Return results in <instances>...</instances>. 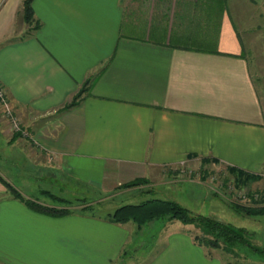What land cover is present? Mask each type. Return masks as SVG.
I'll return each mask as SVG.
<instances>
[{
    "label": "crops",
    "instance_id": "crops-1",
    "mask_svg": "<svg viewBox=\"0 0 264 264\" xmlns=\"http://www.w3.org/2000/svg\"><path fill=\"white\" fill-rule=\"evenodd\" d=\"M229 3L33 0L32 28L24 0H0V86L31 133L13 136L0 103V174L15 185L5 163L20 156L42 192L63 179L113 197L137 178L166 188L173 168L204 160L262 180L264 105ZM74 207L35 211L0 181V264H120L144 226ZM162 229L148 264H224L187 228Z\"/></svg>",
    "mask_w": 264,
    "mask_h": 264
},
{
    "label": "rangeland",
    "instance_id": "rangeland-1",
    "mask_svg": "<svg viewBox=\"0 0 264 264\" xmlns=\"http://www.w3.org/2000/svg\"><path fill=\"white\" fill-rule=\"evenodd\" d=\"M229 5L235 24L241 30L245 51L264 105V0H230ZM0 103L3 109V104L1 101ZM10 106L23 125L20 116L12 105ZM3 110L1 115L5 118ZM5 119L8 120L12 135H17L13 133L10 120ZM24 132L21 137H31L30 131L26 128ZM23 161L24 158L17 157V169L11 166V163L5 164L6 168L11 167L8 169L15 183L13 186L26 195H36L42 200L52 201L62 206L72 205L71 208L75 205L83 207L92 204L93 212L99 215H106L123 204H137L152 198L174 200L188 208L193 214L210 216L246 230L250 245L238 244L233 252H228L222 247L204 248L209 256L218 257L224 264H264V213L249 216L233 207L234 203L245 206L264 203L262 200L264 198V178L259 181H248L238 186L234 176L223 166L212 165L208 168L205 162L199 167H194L183 163L173 168L170 176L171 179L179 180V182H174L166 188L154 187L150 185L149 179L145 178L147 182L139 186L120 188V185L116 196L113 197V195L106 196V193L94 187L89 190L76 183L68 186L64 184L63 179H60L58 182L55 181V186L49 189V192H42L36 184L37 179L27 174L25 169L21 170L20 167L24 166ZM27 184L30 186L27 187ZM46 185H48L47 182ZM87 212L91 213V211ZM165 224L180 228L179 230L187 228L192 235L202 234L200 229L191 224L176 220L169 222L165 218L155 219L144 225L142 229L136 230L128 239L119 263L148 264L160 252L162 244L159 238L164 233L162 228Z\"/></svg>",
    "mask_w": 264,
    "mask_h": 264
},
{
    "label": "trees",
    "instance_id": "trees-1",
    "mask_svg": "<svg viewBox=\"0 0 264 264\" xmlns=\"http://www.w3.org/2000/svg\"><path fill=\"white\" fill-rule=\"evenodd\" d=\"M23 18L32 28H38L39 21L35 19L33 0H24ZM88 81L74 95L72 100L68 102L61 111H66L77 106L84 98L88 91ZM19 135V134H17ZM205 162L207 160H204ZM228 172L234 176L238 186L247 183L248 181H256L261 178L259 175L249 174L236 167H228ZM0 181L5 185L9 193L17 199L22 200L29 208L46 213L51 216L61 217L69 215L73 212V208L67 206H46L37 200H33L24 196L18 191L9 181L0 174ZM145 178H137L126 182L120 188H130L146 183ZM264 202V198L262 199ZM85 203V202H84ZM83 203V204H84ZM260 204V205H259ZM264 203L258 205L245 206L240 203H234L233 207L247 215H259L264 213ZM85 211L93 212V205L88 204L82 207ZM110 221L115 223H126L133 221L139 228L152 222L155 219L165 218L169 221L178 220L184 224L194 225L202 231V234H194V241L204 248H224L228 252H233L234 247L238 244L250 245L244 228L237 227L228 222L202 214H193L188 208L182 206L174 200L152 198L141 203H128L117 206L114 210L109 211L105 215ZM261 251L260 249L256 248ZM262 252V251H261Z\"/></svg>",
    "mask_w": 264,
    "mask_h": 264
},
{
    "label": "built area",
    "instance_id": "built-area-1",
    "mask_svg": "<svg viewBox=\"0 0 264 264\" xmlns=\"http://www.w3.org/2000/svg\"><path fill=\"white\" fill-rule=\"evenodd\" d=\"M0 101L3 104V113L5 114L4 117L9 119L12 124L13 133L19 134L20 136H22V134L24 135L25 128L12 110L6 92L2 86H0Z\"/></svg>",
    "mask_w": 264,
    "mask_h": 264
}]
</instances>
